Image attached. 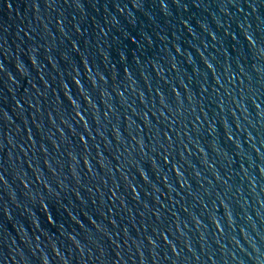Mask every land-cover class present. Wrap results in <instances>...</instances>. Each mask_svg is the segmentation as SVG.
Wrapping results in <instances>:
<instances>
[{
  "label": "water",
  "instance_id": "obj_1",
  "mask_svg": "<svg viewBox=\"0 0 264 264\" xmlns=\"http://www.w3.org/2000/svg\"><path fill=\"white\" fill-rule=\"evenodd\" d=\"M0 264H264V0H0Z\"/></svg>",
  "mask_w": 264,
  "mask_h": 264
}]
</instances>
